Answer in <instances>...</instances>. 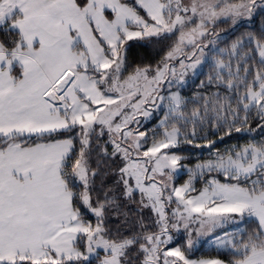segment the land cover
Instances as JSON below:
<instances>
[{"label":"snow or ice","instance_id":"1","mask_svg":"<svg viewBox=\"0 0 264 264\" xmlns=\"http://www.w3.org/2000/svg\"><path fill=\"white\" fill-rule=\"evenodd\" d=\"M0 264H264V0H0Z\"/></svg>","mask_w":264,"mask_h":264},{"label":"trees","instance_id":"2","mask_svg":"<svg viewBox=\"0 0 264 264\" xmlns=\"http://www.w3.org/2000/svg\"><path fill=\"white\" fill-rule=\"evenodd\" d=\"M259 26H260V20L257 19V20H256V23H255V27L258 28ZM225 27H226V26H225ZM241 31L243 32V31H245V29H241ZM237 35H239V33H238ZM201 79H203V77H202ZM198 83H199V81H196L195 84L190 85V87L192 88V90H195V88H196V86L198 85Z\"/></svg>","mask_w":264,"mask_h":264}]
</instances>
